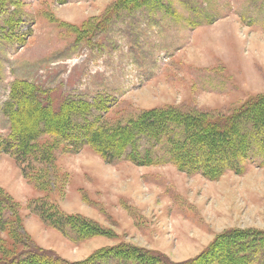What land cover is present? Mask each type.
<instances>
[{"label":"rangeland","instance_id":"1","mask_svg":"<svg viewBox=\"0 0 264 264\" xmlns=\"http://www.w3.org/2000/svg\"><path fill=\"white\" fill-rule=\"evenodd\" d=\"M12 1L4 16L17 19L15 42L0 44L2 139L11 135L3 109L17 80L58 100L103 103L109 125L156 109L227 116L264 96V0H140L130 9H117L120 0ZM33 148L18 161L0 149V196L15 205L2 218L0 263L28 248L81 263L125 244L165 256L160 264H179L229 231L264 232V154L257 148L243 172L214 180L181 172L160 148L147 166L110 163L90 146L49 135ZM44 204L103 235L80 241L68 229L67 238L36 212Z\"/></svg>","mask_w":264,"mask_h":264},{"label":"trees","instance_id":"2","mask_svg":"<svg viewBox=\"0 0 264 264\" xmlns=\"http://www.w3.org/2000/svg\"><path fill=\"white\" fill-rule=\"evenodd\" d=\"M138 2L140 0H120L116 8L123 4L134 8ZM143 2L149 4V0ZM13 3L0 0V44L15 42L11 31L17 19L14 21L12 14L4 16L7 5ZM3 111L11 135L9 139L0 137V149L14 154L17 161L29 158L36 141L43 135L76 148L90 146L110 163L125 159L140 166L152 165V149L160 148L167 162L181 172L200 174L210 180L228 171L243 172L246 163L254 160L255 148L264 154V96L249 99L227 116L156 109L126 124L109 125L100 116L107 112L103 103L71 97L58 100L53 91L17 80L11 86ZM12 204L6 196H0V226L4 224V212L15 208ZM36 212L67 238L68 229L80 241L104 233L85 219L63 215L45 204ZM165 258L156 251L142 252L122 244L100 250L81 263H70L52 250L28 248L0 264H160ZM179 264H264V232L229 231L217 237L199 257Z\"/></svg>","mask_w":264,"mask_h":264}]
</instances>
